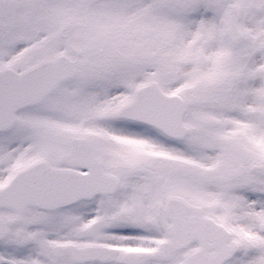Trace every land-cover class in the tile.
Wrapping results in <instances>:
<instances>
[{"label": "snow or ice", "instance_id": "snow-or-ice-1", "mask_svg": "<svg viewBox=\"0 0 264 264\" xmlns=\"http://www.w3.org/2000/svg\"><path fill=\"white\" fill-rule=\"evenodd\" d=\"M0 264H264V0H0Z\"/></svg>", "mask_w": 264, "mask_h": 264}]
</instances>
